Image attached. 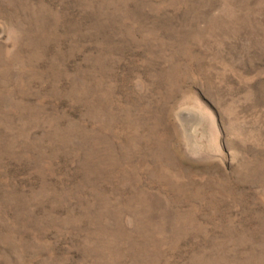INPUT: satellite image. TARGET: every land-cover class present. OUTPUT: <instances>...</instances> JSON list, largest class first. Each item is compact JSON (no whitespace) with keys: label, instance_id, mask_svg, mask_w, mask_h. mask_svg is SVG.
<instances>
[{"label":"rangeland","instance_id":"rangeland-1","mask_svg":"<svg viewBox=\"0 0 264 264\" xmlns=\"http://www.w3.org/2000/svg\"><path fill=\"white\" fill-rule=\"evenodd\" d=\"M0 264H264V0H0Z\"/></svg>","mask_w":264,"mask_h":264}]
</instances>
